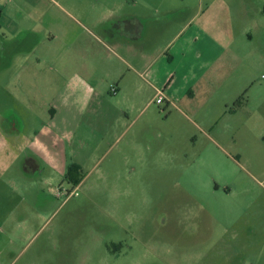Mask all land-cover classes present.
Returning <instances> with one entry per match:
<instances>
[{"label": "crops", "instance_id": "crops-1", "mask_svg": "<svg viewBox=\"0 0 264 264\" xmlns=\"http://www.w3.org/2000/svg\"><path fill=\"white\" fill-rule=\"evenodd\" d=\"M3 2L14 7L6 10ZM63 3L71 10L57 0H0V43L13 35L9 47L18 61L19 96H14L30 101L29 118L21 125L16 122L11 135L0 129V178L6 179L10 169L21 163L24 173L38 176L45 190L53 188L55 179L67 180L74 165L88 176L110 152L115 153L111 165L118 176L141 169L152 170L155 176L165 174L166 141L154 135L152 150L147 122L137 129L141 141L124 138L150 109L157 90L164 91L166 106L182 114L180 106L199 114L197 100L214 95L209 86L221 81L225 55L233 52L238 57L234 52L240 46L232 43L235 30L224 19L247 15L246 0ZM4 19L13 20L15 28L4 27ZM256 30L264 37V25L256 24ZM245 37L253 39L248 32ZM259 187L236 193L228 184L216 188L213 193L225 201L234 195L239 198L238 208L225 214L224 221L217 219L214 209L203 205L202 210L210 223L223 228L224 236L254 240L264 233L258 223H246L239 234L236 230L240 220L258 211L262 214L257 206L264 202V187ZM15 195L21 196L17 191ZM46 216L45 209L33 211L14 202L2 222L24 225L25 230ZM258 264H264V258Z\"/></svg>", "mask_w": 264, "mask_h": 264}, {"label": "rangeland", "instance_id": "rangeland-1", "mask_svg": "<svg viewBox=\"0 0 264 264\" xmlns=\"http://www.w3.org/2000/svg\"><path fill=\"white\" fill-rule=\"evenodd\" d=\"M57 1L71 10L63 0ZM246 2L247 15L224 19L235 30L232 43L240 46L234 52L238 57L233 52L225 55L221 81L209 86L214 95L197 100L199 114L180 106L182 114L151 100L150 109L124 138L141 141L137 129L147 122L152 147L154 135L166 141L165 174L155 176L152 170L141 169L118 176L111 165L115 153L110 152L88 176L84 172L78 188L60 178L53 188L41 190V180L24 173L21 163L10 169L6 179L0 178V264H258L263 260L264 233L251 241L224 236L223 228L210 223L202 210L203 205L212 208L224 221L225 214L238 208L239 198L234 195L225 201L213 193L216 188L228 184L236 193L264 187V37L256 30V24L264 25V0ZM4 5L6 10L14 7ZM1 24L15 28L11 19ZM247 32L252 40L245 37ZM8 40L0 43V129L11 135L16 122L21 125L29 118L30 101L14 96H19L18 61L9 47L14 36ZM115 166L120 171L121 166ZM60 188L74 193L58 197ZM14 202L33 211L45 209L47 216L25 230L24 225L3 224V214ZM260 206L262 214L258 211L240 220L238 234L249 222L264 227V202Z\"/></svg>", "mask_w": 264, "mask_h": 264}, {"label": "trees", "instance_id": "trees-1", "mask_svg": "<svg viewBox=\"0 0 264 264\" xmlns=\"http://www.w3.org/2000/svg\"><path fill=\"white\" fill-rule=\"evenodd\" d=\"M244 97L245 95L238 100L237 104H240ZM83 178H84L83 174L79 171V168L76 165L70 168L66 176L67 181L72 185H74L75 187H78L82 183Z\"/></svg>", "mask_w": 264, "mask_h": 264}, {"label": "built area", "instance_id": "built-area-1", "mask_svg": "<svg viewBox=\"0 0 264 264\" xmlns=\"http://www.w3.org/2000/svg\"><path fill=\"white\" fill-rule=\"evenodd\" d=\"M112 93L113 94L117 93V89L115 87L112 89ZM152 101H153L154 104H156L158 106H162L164 104V102H165L164 91L163 90H157V94H156L155 98ZM75 188H78V187H75ZM73 193L74 192H70L69 190H65V188H60V189H58L57 196L58 197H62L65 194L66 195H72Z\"/></svg>", "mask_w": 264, "mask_h": 264}, {"label": "flooded vegetation", "instance_id": "flooded-vegetation-1", "mask_svg": "<svg viewBox=\"0 0 264 264\" xmlns=\"http://www.w3.org/2000/svg\"><path fill=\"white\" fill-rule=\"evenodd\" d=\"M7 121H8V120H7ZM12 121H13L12 123H15L13 119H12ZM3 122H6V119H5V120H3ZM3 124H5V123H3ZM10 125H11V124H10Z\"/></svg>", "mask_w": 264, "mask_h": 264}]
</instances>
